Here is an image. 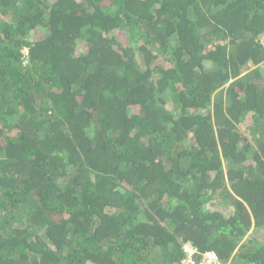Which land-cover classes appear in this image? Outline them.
Instances as JSON below:
<instances>
[{
  "label": "trees",
  "instance_id": "16d2710c",
  "mask_svg": "<svg viewBox=\"0 0 264 264\" xmlns=\"http://www.w3.org/2000/svg\"><path fill=\"white\" fill-rule=\"evenodd\" d=\"M185 244L264 264V0H0V264Z\"/></svg>",
  "mask_w": 264,
  "mask_h": 264
},
{
  "label": "built area",
  "instance_id": "2783aa9c",
  "mask_svg": "<svg viewBox=\"0 0 264 264\" xmlns=\"http://www.w3.org/2000/svg\"><path fill=\"white\" fill-rule=\"evenodd\" d=\"M182 250L186 255L185 259L187 264H220L217 260L216 255L213 252H206L202 255L200 261L196 263L193 259V256L198 254L196 249L192 248L188 244H185L183 245Z\"/></svg>",
  "mask_w": 264,
  "mask_h": 264
},
{
  "label": "rangeland",
  "instance_id": "374dc122",
  "mask_svg": "<svg viewBox=\"0 0 264 264\" xmlns=\"http://www.w3.org/2000/svg\"><path fill=\"white\" fill-rule=\"evenodd\" d=\"M23 51L25 52L26 50H23ZM238 130H239L240 132H243V127L239 126V127H238Z\"/></svg>",
  "mask_w": 264,
  "mask_h": 264
}]
</instances>
